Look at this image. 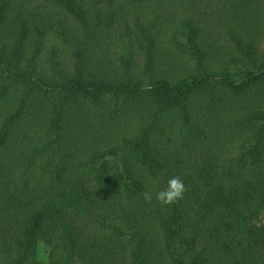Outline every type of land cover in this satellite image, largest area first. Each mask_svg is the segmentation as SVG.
<instances>
[{"label": "trees", "instance_id": "obj_1", "mask_svg": "<svg viewBox=\"0 0 264 264\" xmlns=\"http://www.w3.org/2000/svg\"><path fill=\"white\" fill-rule=\"evenodd\" d=\"M263 216L264 0H0V264H264Z\"/></svg>", "mask_w": 264, "mask_h": 264}, {"label": "clouds", "instance_id": "obj_2", "mask_svg": "<svg viewBox=\"0 0 264 264\" xmlns=\"http://www.w3.org/2000/svg\"><path fill=\"white\" fill-rule=\"evenodd\" d=\"M186 191L183 180L179 176H174L167 181V186L165 189L158 191L155 194V199L165 205L172 204L183 198ZM143 198L146 202H151L152 193L144 192Z\"/></svg>", "mask_w": 264, "mask_h": 264}, {"label": "rangeland", "instance_id": "obj_3", "mask_svg": "<svg viewBox=\"0 0 264 264\" xmlns=\"http://www.w3.org/2000/svg\"><path fill=\"white\" fill-rule=\"evenodd\" d=\"M264 223V216L262 217ZM36 259L41 264H48V250L43 244H38L36 249Z\"/></svg>", "mask_w": 264, "mask_h": 264}]
</instances>
